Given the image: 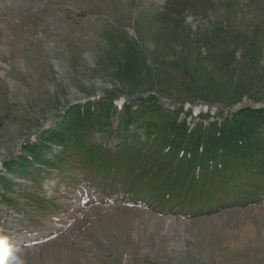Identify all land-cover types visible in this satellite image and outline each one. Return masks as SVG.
Listing matches in <instances>:
<instances>
[{"label":"rangeland","instance_id":"374dc122","mask_svg":"<svg viewBox=\"0 0 264 264\" xmlns=\"http://www.w3.org/2000/svg\"><path fill=\"white\" fill-rule=\"evenodd\" d=\"M137 98L190 126L264 107V0H0V264H264V202L157 208L47 166L53 144L2 169L73 107L103 99L116 126Z\"/></svg>","mask_w":264,"mask_h":264},{"label":"trees","instance_id":"16d2710c","mask_svg":"<svg viewBox=\"0 0 264 264\" xmlns=\"http://www.w3.org/2000/svg\"><path fill=\"white\" fill-rule=\"evenodd\" d=\"M99 99L87 103L94 106L92 110L84 103L59 115L63 121L57 129L32 135L2 169L12 159L21 160L25 151L41 157L46 145L53 144L61 150L47 160V166L80 168V174L94 185L100 183L102 190L124 186L128 197L150 199L157 208L201 214L234 203L264 202V107L230 111L219 125L216 121L205 125L199 119L190 126L176 117L179 111H168L155 99L137 98L124 102L114 126L110 114L116 112L108 111ZM135 103L142 108L133 109ZM45 138L40 149L34 146L28 151ZM109 138L116 139L114 147L103 145ZM77 174L73 172V177ZM4 199L13 202L9 196Z\"/></svg>","mask_w":264,"mask_h":264},{"label":"snow or ice","instance_id":"6c2138e0","mask_svg":"<svg viewBox=\"0 0 264 264\" xmlns=\"http://www.w3.org/2000/svg\"><path fill=\"white\" fill-rule=\"evenodd\" d=\"M5 243H6L5 241L0 240V248H2Z\"/></svg>","mask_w":264,"mask_h":264},{"label":"water","instance_id":"95a60500","mask_svg":"<svg viewBox=\"0 0 264 264\" xmlns=\"http://www.w3.org/2000/svg\"><path fill=\"white\" fill-rule=\"evenodd\" d=\"M257 108H259V107H257ZM57 113H59L58 111H56L55 113H54V115L53 116H56L57 115ZM29 137H31V135H29Z\"/></svg>","mask_w":264,"mask_h":264},{"label":"bare ground","instance_id":"6f19581e","mask_svg":"<svg viewBox=\"0 0 264 264\" xmlns=\"http://www.w3.org/2000/svg\"><path fill=\"white\" fill-rule=\"evenodd\" d=\"M24 264V263H23Z\"/></svg>","mask_w":264,"mask_h":264}]
</instances>
